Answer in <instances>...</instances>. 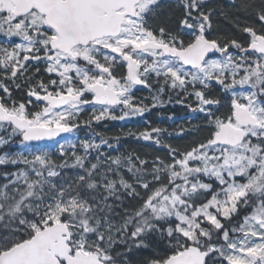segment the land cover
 Returning a JSON list of instances; mask_svg holds the SVG:
<instances>
[{
  "label": "snow or ice",
  "instance_id": "1",
  "mask_svg": "<svg viewBox=\"0 0 264 264\" xmlns=\"http://www.w3.org/2000/svg\"><path fill=\"white\" fill-rule=\"evenodd\" d=\"M0 264H264V0H0Z\"/></svg>",
  "mask_w": 264,
  "mask_h": 264
},
{
  "label": "trees",
  "instance_id": "2",
  "mask_svg": "<svg viewBox=\"0 0 264 264\" xmlns=\"http://www.w3.org/2000/svg\"><path fill=\"white\" fill-rule=\"evenodd\" d=\"M227 22L221 21V27L227 28ZM148 93L143 91L139 98L147 96ZM167 99V97H165ZM151 103L150 100L145 101ZM193 113L184 105L167 103L163 107L152 109L150 112H146L143 117H133L126 121H106L94 129H81L78 135L84 138L90 131L99 132L105 138L115 143V138L119 137V153H135L141 156V158L148 157L157 154L156 150L151 147L148 142L137 140L134 135H128V133H139L143 131L150 123L151 127H160L167 129L170 133L178 131V126H187L188 117ZM171 117L172 119H169ZM148 122V123H146ZM195 123V121H193ZM167 135V133H166ZM98 139V138H97ZM188 142V139H178L173 136L171 143L179 146H184ZM111 155H117V152L110 153ZM161 155L163 153H160Z\"/></svg>",
  "mask_w": 264,
  "mask_h": 264
}]
</instances>
